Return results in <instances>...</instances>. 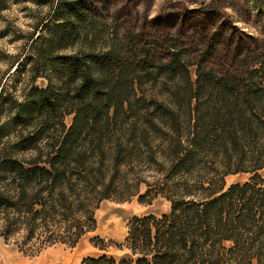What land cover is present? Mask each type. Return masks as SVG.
<instances>
[{"label":"trees","instance_id":"16d2710c","mask_svg":"<svg viewBox=\"0 0 264 264\" xmlns=\"http://www.w3.org/2000/svg\"><path fill=\"white\" fill-rule=\"evenodd\" d=\"M33 1L46 15L0 69V239L28 258L73 248L101 202L161 197L122 257L81 264H264V48L122 37L94 0ZM246 3L264 25V0Z\"/></svg>","mask_w":264,"mask_h":264},{"label":"rangeland","instance_id":"374dc122","mask_svg":"<svg viewBox=\"0 0 264 264\" xmlns=\"http://www.w3.org/2000/svg\"><path fill=\"white\" fill-rule=\"evenodd\" d=\"M94 2L100 9L102 20L114 24L122 37H125L126 32L141 37L171 34L179 36L194 48L205 43L207 34L217 30V40L223 42L220 36H225L230 46L241 55L260 52L264 48L263 19L257 16L246 0ZM2 5L4 9L0 11V52L6 59L2 58L5 63L0 61V69L5 68L8 57L21 56L26 52L31 34L47 12V7L37 6L33 0H2ZM220 28L223 29L218 30ZM189 70L194 78L195 67ZM37 83L40 86L45 84L43 80H38ZM69 122L70 118H67L66 123ZM259 174L264 178V170ZM249 177L248 174L228 176L225 179L226 186L244 183ZM144 191L145 187L141 186L139 194ZM168 211L169 203L161 197L153 199L150 203H141L137 196L125 202L103 201L95 211V230L82 237L75 247L55 245L34 258L36 261L41 259L42 264H81L86 257L103 254L120 258L126 253L125 250H120L119 246L126 236L130 219L147 215L160 216ZM95 237L104 241V250L93 245ZM9 248L16 250V246L5 244L0 239V250H10Z\"/></svg>","mask_w":264,"mask_h":264},{"label":"crops","instance_id":"0c3cea01","mask_svg":"<svg viewBox=\"0 0 264 264\" xmlns=\"http://www.w3.org/2000/svg\"><path fill=\"white\" fill-rule=\"evenodd\" d=\"M10 246V245H7ZM10 250H0V264H42L41 259L36 261L35 258L28 259L20 252L9 248Z\"/></svg>","mask_w":264,"mask_h":264}]
</instances>
